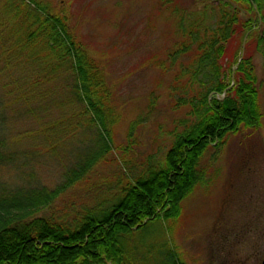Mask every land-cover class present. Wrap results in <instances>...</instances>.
Instances as JSON below:
<instances>
[{
    "label": "trees",
    "instance_id": "trees-1",
    "mask_svg": "<svg viewBox=\"0 0 264 264\" xmlns=\"http://www.w3.org/2000/svg\"><path fill=\"white\" fill-rule=\"evenodd\" d=\"M5 2H10L7 7L0 1V160L10 163L8 145L26 139L41 141L53 153L74 141L73 136L82 143L94 141L93 150L68 170L62 189L70 188L110 161L114 149L129 153L137 142L138 122L131 123L125 143L116 144L119 113L106 73L68 28L66 18L41 7L38 0ZM260 2L221 0L211 7L213 24L181 30L182 37L188 36L175 44L171 63L181 52L192 56L181 63L171 90L179 95L176 108L187 106L189 117L173 132L162 160L150 157L152 165L138 176L131 177L130 170L118 174L116 200L107 209L84 210L75 229L55 217L33 215L39 205L53 200L51 194L0 209V264H136L124 253L119 234L176 219L182 200L203 178L199 165L209 148L223 146L229 135L244 128L261 127L258 75L248 40L241 55L247 32L249 39H258V46L263 42ZM6 132H15V137ZM128 153L120 155L121 161L139 164Z\"/></svg>",
    "mask_w": 264,
    "mask_h": 264
},
{
    "label": "rangeland",
    "instance_id": "rangeland-1",
    "mask_svg": "<svg viewBox=\"0 0 264 264\" xmlns=\"http://www.w3.org/2000/svg\"><path fill=\"white\" fill-rule=\"evenodd\" d=\"M0 1L6 7L10 3ZM38 1L66 18L71 32L103 67L119 113L115 143L124 144L131 123L138 122L137 142L127 158L139 164L122 162L120 155L127 153L114 149L110 161L101 162L67 189L62 185L68 170L93 150L94 141L82 143L81 137L73 136L74 141H66L56 153L30 139L8 145L12 160H0V209L51 194L53 200L39 205L33 215L55 217L75 229L84 210L107 209L116 200L118 174L130 170L131 177L138 176L152 165L150 157L158 162L164 157L173 132L181 130V121L189 117L187 106L176 108L179 95L171 85L181 63H188L192 54L181 52L171 63L170 52L187 39L181 30L215 22L211 7L221 0ZM260 3L264 14V1ZM260 34L264 36V30ZM246 37L258 75L261 127L244 128L229 135L223 146L209 148L199 165L203 178L182 200L176 219L119 234L124 253L136 264H261L264 259V39L258 46V39ZM4 134L15 137V132ZM23 245L28 249V241Z\"/></svg>",
    "mask_w": 264,
    "mask_h": 264
},
{
    "label": "water",
    "instance_id": "water-1",
    "mask_svg": "<svg viewBox=\"0 0 264 264\" xmlns=\"http://www.w3.org/2000/svg\"><path fill=\"white\" fill-rule=\"evenodd\" d=\"M136 228V227H135ZM261 264H264V259H263V261H262V263Z\"/></svg>",
    "mask_w": 264,
    "mask_h": 264
}]
</instances>
